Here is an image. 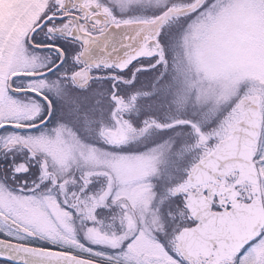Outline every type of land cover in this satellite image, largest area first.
<instances>
[{
  "label": "flooded vegetation",
  "instance_id": "af4514ba",
  "mask_svg": "<svg viewBox=\"0 0 264 264\" xmlns=\"http://www.w3.org/2000/svg\"><path fill=\"white\" fill-rule=\"evenodd\" d=\"M142 12L140 0H51L36 15L33 26L48 21L29 43L27 71L63 60L52 73L13 85L45 100L26 95L0 104V123L41 124L0 131V239L89 264H241L248 253L254 260L259 241L240 247L230 222L234 209L258 208L254 181L237 172L216 182L188 178L243 113L224 118L225 102L214 99L215 113L187 128L175 20L120 61L102 66L82 58L96 36L150 21ZM75 74L84 80L75 83ZM204 128L202 141L187 146ZM187 203L200 218L230 222L220 226L219 250L187 248V230L197 224Z\"/></svg>",
  "mask_w": 264,
  "mask_h": 264
},
{
  "label": "rangeland",
  "instance_id": "374dc122",
  "mask_svg": "<svg viewBox=\"0 0 264 264\" xmlns=\"http://www.w3.org/2000/svg\"><path fill=\"white\" fill-rule=\"evenodd\" d=\"M140 1L144 7H148L146 11L160 12L173 0ZM182 1L186 3L188 0ZM209 1L205 6L207 8L201 12L202 8L199 9L188 23L184 21L187 16L174 21V29L178 27V30H174L177 36H174L173 47L176 60H181L179 63L184 72L180 77L181 83H187V117L192 115L193 118L201 117L203 105L199 106L198 103H203L205 99L210 98V103L214 102V98L223 99V102L232 104L240 86L252 76L264 83L262 0ZM47 2L0 0V104H17L10 100L7 80L12 72L29 69L22 54L26 49L24 36ZM209 4H213L212 10ZM187 70L190 72V81L185 78ZM65 81L70 85L66 76ZM238 81L241 82L240 86ZM15 107L16 113H19L20 108L18 105ZM23 119L19 115L16 121ZM258 159L262 173L261 201L264 204V149ZM252 252L254 260L248 253L242 257L241 264H264V239L253 247Z\"/></svg>",
  "mask_w": 264,
  "mask_h": 264
},
{
  "label": "water",
  "instance_id": "95a60500",
  "mask_svg": "<svg viewBox=\"0 0 264 264\" xmlns=\"http://www.w3.org/2000/svg\"><path fill=\"white\" fill-rule=\"evenodd\" d=\"M264 2V0H263ZM207 0H192L175 2L164 9L159 15L147 22H133L121 24L113 27L106 34L96 36L93 40L85 43L82 58L87 62L97 65H109L119 59L125 58L140 46V35L156 36L162 25L172 18H178L191 14L201 8ZM44 22L34 28L29 35L31 39L33 33L40 28ZM125 35H130V40L123 39ZM108 36V37H107ZM123 37V38H122ZM48 72L40 74L14 73L9 77L8 88L12 93L20 94L30 91L16 90L11 85L16 78H36L46 75ZM80 74L74 76L75 83H80L84 79ZM264 106V93L258 87H252L246 94H243L236 104V109L243 113V118L234 125V129L228 138L222 140L209 156L193 164L188 170V177L192 181H217L228 174L236 173L244 179H251L257 187L253 157L255 155L254 146L260 130V115ZM4 127L16 129H32L33 127L21 126L17 124H2ZM35 128V127H34ZM193 201V200H192ZM191 201V202H192ZM190 202V203H191ZM187 203L190 217L198 220L196 226L187 230V248L203 250H219L220 242L224 240V234L220 226L230 222L234 230V236H238L239 246L243 247L251 240L255 239L264 227V212L260 208L254 211L246 209H234L231 212V221H220L213 215L205 217L194 215V209ZM0 260L13 264H89L73 256L61 254L59 252L29 248L16 243L0 239Z\"/></svg>",
  "mask_w": 264,
  "mask_h": 264
},
{
  "label": "bare ground",
  "instance_id": "6f19581e",
  "mask_svg": "<svg viewBox=\"0 0 264 264\" xmlns=\"http://www.w3.org/2000/svg\"><path fill=\"white\" fill-rule=\"evenodd\" d=\"M108 37V36H107Z\"/></svg>",
  "mask_w": 264,
  "mask_h": 264
}]
</instances>
